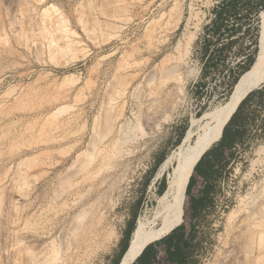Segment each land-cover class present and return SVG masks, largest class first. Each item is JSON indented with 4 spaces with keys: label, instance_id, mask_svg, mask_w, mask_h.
<instances>
[{
    "label": "rangeland",
    "instance_id": "374dc122",
    "mask_svg": "<svg viewBox=\"0 0 264 264\" xmlns=\"http://www.w3.org/2000/svg\"><path fill=\"white\" fill-rule=\"evenodd\" d=\"M219 3L0 0V264H114L138 202L137 222L152 223L173 167L164 163L237 86L228 93L247 37L201 79L204 28ZM261 88L241 111V143L219 166L200 164L209 179L193 175L181 225L188 264H249L247 251L254 260L264 249ZM157 249L156 264H171L166 245Z\"/></svg>",
    "mask_w": 264,
    "mask_h": 264
},
{
    "label": "trees",
    "instance_id": "16d2710c",
    "mask_svg": "<svg viewBox=\"0 0 264 264\" xmlns=\"http://www.w3.org/2000/svg\"><path fill=\"white\" fill-rule=\"evenodd\" d=\"M264 11V0H220V3L215 6L213 9V18L211 23L204 28L203 48L204 52L203 57V68L201 79L207 77L209 73L213 70L214 67H217V64L222 60L223 54L227 49H232L235 44H239L241 39L247 37L249 45L242 47L241 54L242 57L235 67L229 71L230 83H229V94H231L235 86L239 81L243 80L249 73L254 65L258 51H259V38H260V21L257 16ZM242 36V37H241ZM213 40L222 41L218 48H211V42ZM217 49V50H215ZM216 52H218L216 54ZM201 86V82L198 84ZM262 89V88H261ZM263 96L264 91L260 90L256 92ZM255 94V91L249 94L243 102L240 104L237 111L231 117L228 124L223 130V135L219 144L214 147L211 151H208L199 163L195 167V172L193 170L192 176L189 180V184L186 191L185 203L183 207L184 216L183 222L186 213V204H187V193L189 194L191 188L194 185L195 179L193 177L194 173H198L203 179L207 180L210 178V174L207 172L205 175H201L198 171L200 164L204 160H208L209 168H215L219 166L222 161V156L226 150L233 149L235 146L241 143L242 138L244 137L246 131L245 119L241 117V111L246 104V102ZM183 134L179 137V141L183 138ZM218 151V153H214ZM209 157L212 160H209ZM165 161V157L161 155L156 159V164L151 171V175L155 173L157 168ZM211 163V164H210ZM165 182V181H164ZM149 183V179L143 184L144 189ZM164 183L160 196L165 191ZM138 206L133 208L130 211L129 219L126 223V228L123 232V238L120 242V251L117 259L114 264H120L125 253L128 251L133 232L137 226L138 219ZM194 213H199L206 206L205 197L194 201L192 204ZM181 224V225H182ZM193 242V241H192ZM158 244L166 245V254L168 261L171 264H188L190 260L191 252V239L187 237V228L185 226H180L175 229L169 236L161 240V243H154L146 247L141 256L135 261L134 264H156L158 261L159 251L157 249Z\"/></svg>",
    "mask_w": 264,
    "mask_h": 264
},
{
    "label": "bare ground",
    "instance_id": "6f19581e",
    "mask_svg": "<svg viewBox=\"0 0 264 264\" xmlns=\"http://www.w3.org/2000/svg\"><path fill=\"white\" fill-rule=\"evenodd\" d=\"M63 24L64 23L61 22L62 32L66 33L68 30L66 29V26H64L65 24ZM69 47H71V45ZM260 49L259 58L257 59L252 72L237 84L229 101L220 109L203 116L202 119H209L208 125L204 128L203 133L197 136L194 142L191 143L194 133L188 131L179 151L164 163L163 168L161 169L162 171L166 170L170 165H173V167L167 178L166 189L157 201L156 210L154 211V219L151 220V224H149L150 222L148 223L143 220L137 222L138 224L133 232L129 249L125 253L120 264H134L146 247L164 239L181 226L184 216L183 207L186 191L193 170L205 153H207L214 144L221 140L225 126L228 124L241 102L249 94L260 89L264 85V63L262 61V55L264 53V33L261 38ZM162 63H165V61ZM174 161L175 163L173 164ZM261 191L263 193L264 190ZM230 220L233 221L234 218ZM248 233L250 234L251 232ZM247 253L251 264H264V249L260 250L258 255L256 254L257 259L254 260H252V258L255 257L253 254L254 252L247 251Z\"/></svg>",
    "mask_w": 264,
    "mask_h": 264
},
{
    "label": "water",
    "instance_id": "95a60500",
    "mask_svg": "<svg viewBox=\"0 0 264 264\" xmlns=\"http://www.w3.org/2000/svg\"><path fill=\"white\" fill-rule=\"evenodd\" d=\"M242 102H243V101H242ZM242 102H241V103H242ZM239 106H240V105H239ZM239 106H238V108H239ZM238 108H237V109H238ZM222 135H223V134H222ZM205 154H206V153H205ZM194 172H195V169H194Z\"/></svg>",
    "mask_w": 264,
    "mask_h": 264
},
{
    "label": "crops",
    "instance_id": "0c3cea01",
    "mask_svg": "<svg viewBox=\"0 0 264 264\" xmlns=\"http://www.w3.org/2000/svg\"><path fill=\"white\" fill-rule=\"evenodd\" d=\"M183 222V221H182Z\"/></svg>",
    "mask_w": 264,
    "mask_h": 264
}]
</instances>
